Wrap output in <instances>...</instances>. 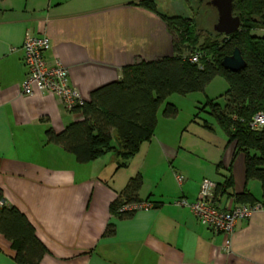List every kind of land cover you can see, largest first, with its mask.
<instances>
[{
  "label": "crops",
  "instance_id": "crops-1",
  "mask_svg": "<svg viewBox=\"0 0 264 264\" xmlns=\"http://www.w3.org/2000/svg\"><path fill=\"white\" fill-rule=\"evenodd\" d=\"M139 1L0 0L4 200L34 225L47 249L41 264H264L263 207L239 221L229 235L214 233L175 204L181 198L197 200L205 179L220 184L232 180L233 186L219 193L225 208L238 204L235 195L246 189L258 195L253 180L246 178L245 155L235 154L234 144L224 149L221 142L208 149L186 129L202 103L200 97H189L196 93L183 96L193 98L186 118L173 101L179 110L175 118L166 117L161 107L153 138L121 168L114 152L80 163L52 143L47 131L61 132L78 116L53 93H22L28 74L22 47L28 31L49 38L48 63L59 61L68 68L71 84L85 101L97 88L120 80L124 67L173 55V32ZM163 1L156 0L160 13L180 16L161 10ZM139 174V196L154 207L117 217L112 204ZM177 175L184 176L182 183ZM110 225L115 233L107 235ZM15 254L13 243L0 233V264H19Z\"/></svg>",
  "mask_w": 264,
  "mask_h": 264
},
{
  "label": "trees",
  "instance_id": "trees-1",
  "mask_svg": "<svg viewBox=\"0 0 264 264\" xmlns=\"http://www.w3.org/2000/svg\"><path fill=\"white\" fill-rule=\"evenodd\" d=\"M185 1L192 7L201 0ZM138 4L167 23L174 35L173 55L124 67L120 80L97 88L89 101L70 111L78 116L77 121L58 133L48 130L49 140L72 153L80 163L114 152L119 158L118 167H125L141 145L153 138L161 107H165L166 117L177 116L179 110L169 101L171 96L202 92L220 76L229 85L220 97L224 102L208 98L198 110L221 125L229 143L235 146V154L245 155L247 181L261 182V201L248 189L235 195L236 201L264 208V128L256 131L251 127L253 118L264 112V0H234V14L242 20L240 30L231 36L215 32V38L206 39L200 47L196 18L166 16L159 12L156 0H140ZM236 48L241 50L247 66L234 73L224 69L222 61ZM196 50L202 54L200 65L187 59ZM232 186L228 178L218 183V192L225 193ZM142 187V175L133 177L112 204V212L117 217H128L133 213L120 212L125 204L149 201L140 198ZM0 233L13 243L17 263L41 264L47 252L45 245L27 216L4 200L1 189ZM114 233V226H108L106 234Z\"/></svg>",
  "mask_w": 264,
  "mask_h": 264
},
{
  "label": "built area",
  "instance_id": "built-area-1",
  "mask_svg": "<svg viewBox=\"0 0 264 264\" xmlns=\"http://www.w3.org/2000/svg\"><path fill=\"white\" fill-rule=\"evenodd\" d=\"M51 48V42L46 36H38L30 31L25 35L23 43L24 63L28 74L22 83V93L33 95L36 92L53 93L63 102L67 110L72 111L77 105L84 103L80 90L71 84L69 70L61 62L49 64L46 53ZM202 54L200 51H193L187 59L194 64L200 65ZM253 130L264 128V112L258 113L252 121ZM179 183L184 181V176L177 175ZM175 204L189 209L197 220L213 231L232 235L239 221L251 218L253 213L260 209V204H236L231 208H225L221 203L218 192V183L205 179L195 201L181 198ZM154 207L150 201H142L125 204L120 212L136 213L142 210H150ZM230 240L226 243L227 251L230 250Z\"/></svg>",
  "mask_w": 264,
  "mask_h": 264
},
{
  "label": "rangeland",
  "instance_id": "rangeland-1",
  "mask_svg": "<svg viewBox=\"0 0 264 264\" xmlns=\"http://www.w3.org/2000/svg\"><path fill=\"white\" fill-rule=\"evenodd\" d=\"M191 4V2L187 3L185 0H164L163 2H160V8L164 12L168 10L169 12L176 14L180 12L181 16H186V12L189 14L191 13L190 15L196 18L197 21L196 29L201 33L200 44L198 45V47H200L206 39L211 37L215 38L216 33L214 31V26L218 22V13L215 8L208 5L206 0L197 1L196 3L194 2L192 7ZM227 89L228 82L225 78L219 76L216 78V80H213V82H211L204 91L192 94L189 97L201 98L202 103L198 105V107H202L207 102L208 96L219 98L220 102L223 103L224 99L220 98V96H223ZM193 98H187L188 100H183L185 99L183 96L173 95L169 98V101L175 102L181 109V117L186 118L187 115L191 114L192 112L190 99ZM198 109L199 108H197L194 115L191 117L190 124L186 127L188 132L190 134L197 135L199 141L208 149H215L216 145H221V142H223L224 149H226L227 146L230 147L231 144L229 143V138L221 125L213 118V116L201 110L199 111ZM197 113H199L198 117L196 116ZM206 121H208V125L205 124ZM251 185L253 187L256 186V193H258V197L256 195L255 197L261 201L263 197L261 182L258 180H253Z\"/></svg>",
  "mask_w": 264,
  "mask_h": 264
},
{
  "label": "water",
  "instance_id": "water-1",
  "mask_svg": "<svg viewBox=\"0 0 264 264\" xmlns=\"http://www.w3.org/2000/svg\"><path fill=\"white\" fill-rule=\"evenodd\" d=\"M208 5L215 8L218 13V22L214 26L215 32L231 36L240 30L242 20L240 16L234 14V0H211ZM262 20L264 23V16ZM222 66L224 69L236 73L246 68L247 62L241 50L236 48L232 55L224 58Z\"/></svg>",
  "mask_w": 264,
  "mask_h": 264
}]
</instances>
